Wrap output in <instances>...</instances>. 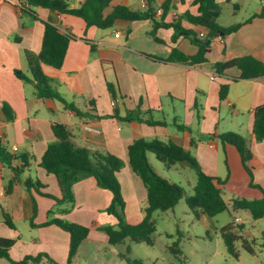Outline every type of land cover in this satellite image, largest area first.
Masks as SVG:
<instances>
[{"label":"crops","instance_id":"crops-1","mask_svg":"<svg viewBox=\"0 0 264 264\" xmlns=\"http://www.w3.org/2000/svg\"><path fill=\"white\" fill-rule=\"evenodd\" d=\"M68 1L70 8H77L83 0ZM163 1L155 0L156 10ZM169 1V10L164 16L166 23L186 13L196 14V7L191 6L193 0ZM215 1L219 5L232 6V10L227 11L229 20L225 23L222 22L224 13L221 6L222 13L218 18L221 27L241 26L235 33L213 37L206 55L207 61L190 65L151 58L165 59L174 48L191 56L196 54L198 48L182 37L173 42L172 28H158L154 36L159 41H155L150 35L152 22L149 20H116L111 28L104 30L94 26L86 28L81 18L72 15L44 8L35 9L36 17L21 15L17 9L18 0H0V142L9 153L29 157V165L25 168L19 161L11 166L0 162V238L14 241L8 249L13 261L45 254L55 264H67L68 233L55 225L39 226L51 218L89 228L72 264H126L119 255L127 247L131 253L136 244L125 240L116 246H109L105 234L97 229L103 225L116 227L117 220L105 212L112 199L111 193L100 188L93 177H86L73 185L72 204H57L40 194L61 197L55 176L39 166L48 144L55 139L51 129L53 123L65 125L77 147L109 153L123 161V168L116 177L125 202L124 214L128 224H138L146 206V190L128 161V147L138 139L174 142L188 150L208 175L227 178L219 187L228 206L234 198H261V192L249 186V176L241 165L235 147L222 145L216 135L230 132L231 128L228 127L235 125L233 127L238 134L246 140L251 139L252 111L264 104V76L239 79L240 71L236 67L217 75L212 65L244 56L264 63V0ZM143 3L144 0H111L104 13L108 14L117 5L133 11L142 10ZM245 4L254 5V10L248 16L245 14ZM160 16L156 15V21ZM42 22L76 37L69 42L62 66L55 69L42 65V71L49 77L52 89L87 113L86 118L75 116L56 100L39 98L32 83L22 81L14 74L18 70L30 77L24 52H40L44 32ZM182 26L193 29L198 35L202 32L206 34L205 28L193 27L183 20ZM89 44L95 47L94 50L90 49ZM107 83L116 84L118 97L115 106L111 104ZM221 85L228 86L227 97L222 102L218 97ZM195 102L198 109L194 107ZM3 104L9 107L12 119H7ZM113 108L117 109L120 117H124L127 111L139 108L143 119L150 118L146 112L152 111L151 118L165 125L150 126L101 118L112 114ZM227 112L229 115L225 114ZM225 118V127L221 130L220 121ZM177 125L188 130L179 131ZM85 126L96 128L99 134L87 132ZM213 134L212 139H206V136ZM191 140L195 142L192 146ZM249 148L258 163V167L252 170L253 183L264 189V142H255ZM147 157L155 171L169 182H173L170 170L189 168L181 162L166 169L161 162L162 166L153 162L150 153ZM13 169L19 171L18 178H14ZM28 177L37 179L43 185L40 192L25 188L24 180ZM179 204L180 201L171 210L153 213L154 219L157 212H161V220L174 227L172 233L163 231L166 238L180 234L179 218L175 213ZM3 214L9 217L13 228L4 223ZM199 217L206 218L215 235L219 236V230L228 224L243 225V230L238 234L242 236L243 232L247 233L250 237L246 240L264 248V227H257V223L264 221V218L253 220L246 211L241 210L225 211L213 218L205 214ZM151 263L157 264L156 261ZM0 264L10 263L0 258ZM39 264L51 263L43 258Z\"/></svg>","mask_w":264,"mask_h":264},{"label":"trees","instance_id":"trees-1","mask_svg":"<svg viewBox=\"0 0 264 264\" xmlns=\"http://www.w3.org/2000/svg\"><path fill=\"white\" fill-rule=\"evenodd\" d=\"M230 0H225L229 2ZM111 0H83L79 7L70 8L68 0H18L17 9L19 14H26L36 17V8L55 10L60 14L72 15L81 18L86 28L91 26L97 29H109L116 20H127L130 22L149 20L152 22L150 35L155 41H159L154 33L158 28H172V41L175 42L182 37L188 39L198 50L194 55H185L174 48L165 59L151 57L160 62H176L190 65L201 64L207 61L206 55L210 51L211 43L204 44L205 39H212L216 33L229 35L235 33L241 24L221 27L218 24V18L221 15V6L215 0H193L191 6L196 7V14H184L177 17L170 23L164 22V16L169 10L170 1L165 0L161 3L162 14L159 21H156L155 0H144L145 6L142 10L133 11L123 5H117L105 14L104 11L110 6ZM262 16V15H260ZM182 20L188 22L193 27H202L206 29V34L202 39L193 29H186L182 26ZM250 20H247L248 22ZM44 32L41 44V50L38 54L25 51V60L30 72V77L22 72L15 70V76L34 85L36 95L39 98H49L60 102L65 110H69L79 118H86L87 113H83L75 104L67 102L63 97L52 89L50 79L42 71V65H47L59 69L65 58L69 42L76 37L71 34L63 33L56 26L42 22ZM129 31V30H128ZM14 39H19L15 37ZM198 40V41H196ZM89 43V41H86ZM90 49L94 50V46ZM236 67L240 71L239 79H253L264 76V63L251 57L244 56L229 61L216 62L212 65L213 71L217 75H223L228 68ZM235 80V78H233ZM107 90L112 101H116L117 87L115 83H107ZM228 94V86L221 85L218 97L222 102ZM195 109L198 104L195 102ZM7 115V119H12L9 107L6 104L2 106ZM146 114L150 118L143 119L139 108L127 111L124 117L118 115L116 108L110 115H104L101 118H113L119 122H140L150 126L165 125L161 121H154L151 118L152 111ZM253 124L251 139L246 140L243 136L234 132H224L217 136L222 145L228 144L237 150L241 165L249 176V186L258 189L262 196L257 200H247L244 198H234L230 206L224 201L219 186L223 185L227 178L220 179L208 175L200 166L198 161L183 147L168 141L163 142L158 139H138L133 141L128 147V161L131 170L137 175L146 190V206L143 209L142 220L135 225L128 224L125 221V202L122 197L121 187L116 174L123 168V161L109 153H100L84 147H77L72 139L71 133L67 127L60 123H53L51 126L54 141L49 143L43 153L39 166L48 174L55 176L61 191V197L57 198L51 194L41 195L53 199L57 204L74 202L72 187L78 181L93 177L97 185L111 193L112 199L109 206L105 209L108 215L117 220L116 227L103 225L97 229L102 231L107 237L109 246H116L125 240L139 244L144 243L150 247L153 246V234L156 232V223L153 219V213L156 211H167L173 209L183 197V189L165 178L161 177L149 163L147 155L153 154L155 159L161 162L167 169L177 163H186L196 176V183L192 189V195L185 198V204L191 214L198 219L201 214L213 218L225 211H246L253 220L264 218V189L253 183L252 170L258 167L254 160L249 146L255 142H264V104L256 106L253 111ZM179 131L188 130L187 127L177 125ZM215 135L206 136V139H212ZM195 142L191 140L190 145ZM27 156H17L7 151L6 147L0 142V162L11 166L15 162H21L22 167L29 165ZM14 178H18V170L13 169ZM14 181V180H13ZM24 186L27 190L31 188L38 192L43 185L37 180L26 178ZM4 223L13 228L14 225L6 214H3ZM55 225L69 235V249L67 264H72V260L77 254L83 240L89 233V228L77 223L68 222L62 219L51 218L39 225L46 227ZM244 228L243 225L228 224L219 230V234L225 245L227 253L234 259H238L236 244L240 242L242 249L248 254H254L253 241H248L238 233ZM12 239L0 238V258L5 259L10 264H39L45 258L51 264H55L47 255L40 254L36 257L26 256L21 261H13L8 249L13 245ZM173 255H181L178 247V240L168 247ZM130 248L127 247L119 256L126 264H145L141 259H132L128 256ZM177 258V257H176ZM178 259V258H177Z\"/></svg>","mask_w":264,"mask_h":264},{"label":"rangeland","instance_id":"rangeland-1","mask_svg":"<svg viewBox=\"0 0 264 264\" xmlns=\"http://www.w3.org/2000/svg\"><path fill=\"white\" fill-rule=\"evenodd\" d=\"M220 6H222L224 13L222 22L225 23L229 20L227 11H231L232 6L231 4ZM244 9L246 10V16H248V13L254 10V5L245 4ZM225 114L229 115L228 112ZM166 119L170 121L169 117H166ZM225 122L226 118L220 121L221 130H224ZM233 126L228 127L231 128L229 129L231 130L230 132L237 133V129ZM150 155L153 157V162L155 161V163L162 166L153 154ZM170 174L173 183L183 189V197L175 209L176 216L179 218L177 224L180 234L177 235L175 233L173 237L166 238L163 231H174V227H169L168 222L161 220L160 215L162 214H160L161 212H157L156 218L154 217L157 220V228L153 234V246L150 247L144 243L134 244L132 252L128 254L130 258L142 259L146 264H152V261H156L157 264H264V248L253 244L254 254L251 255L242 249L239 242L236 244V250L239 255L236 260L227 253L223 240L219 235H215L212 225L208 223L206 218L199 217L196 219L191 214L185 204V198L192 195V189L196 183V176L191 169L178 168L177 170H170ZM247 226L249 227V225ZM257 227H264V221H259ZM242 236L244 238L250 237L245 232L242 233ZM177 240L181 255H173L168 250V247ZM259 242H262V240L259 239Z\"/></svg>","mask_w":264,"mask_h":264},{"label":"built area","instance_id":"built-area-1","mask_svg":"<svg viewBox=\"0 0 264 264\" xmlns=\"http://www.w3.org/2000/svg\"><path fill=\"white\" fill-rule=\"evenodd\" d=\"M142 7H144V3L142 5ZM162 14V9L159 7L157 8L156 10V15L160 16ZM205 36V33H199V37H201L202 39L204 38ZM117 103V100L116 101H112V106H115ZM84 129L87 131V132H90L92 134H95V135H98L99 134V130H97L96 128H93L91 126H85Z\"/></svg>","mask_w":264,"mask_h":264},{"label":"water","instance_id":"water-1","mask_svg":"<svg viewBox=\"0 0 264 264\" xmlns=\"http://www.w3.org/2000/svg\"><path fill=\"white\" fill-rule=\"evenodd\" d=\"M219 35H223V34H221V33H216V34L214 35V37H218ZM196 41H198V40H196ZM209 42H210V39H205V40L203 41L204 44H208Z\"/></svg>","mask_w":264,"mask_h":264}]
</instances>
